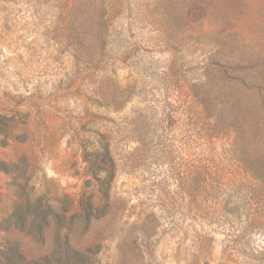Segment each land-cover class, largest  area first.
<instances>
[{
    "label": "rangeland",
    "instance_id": "rangeland-1",
    "mask_svg": "<svg viewBox=\"0 0 264 264\" xmlns=\"http://www.w3.org/2000/svg\"><path fill=\"white\" fill-rule=\"evenodd\" d=\"M64 2L0 0V169L1 164L20 165L30 178L33 197L46 193L44 201L50 200L53 207L60 206L61 195L70 202L80 199L87 178L77 138L88 137L84 132L91 123L112 136L120 157L134 147L118 142L128 123L152 116L159 120L168 111L174 123L165 133L178 147L179 139L191 131L184 127L177 107L186 85L202 72L204 59L216 51L214 43L235 34L264 54V0H103L104 10L94 13L104 14L110 44L130 41L136 43V52L123 63L109 61L106 69L88 68L82 64L85 53L83 58L74 57L80 47L74 45L77 41L63 36ZM193 4L199 10L188 12ZM169 32L176 36V50L162 42L155 45ZM174 57L185 58L187 65L183 73L173 70L164 77V67ZM187 152L208 154L209 149L196 144ZM214 152L221 153L220 143ZM156 175L161 177L160 172ZM113 187L118 204L128 201L126 216L116 228L99 226L87 238L93 242L104 238L97 264H235L231 252L240 249L230 243L235 230L242 237L238 244L247 242L255 251L264 247V230L245 226L237 218L232 227L214 218L204 225L191 220L192 213L179 200L163 195L173 188L154 185L147 175L132 179L121 174ZM14 200L10 177L0 170V220L9 215ZM61 206L69 209V202ZM146 221L155 226L150 238L141 228ZM200 231L208 241L202 248L195 244ZM23 245L28 257L45 248L29 238ZM237 264L264 262L242 258Z\"/></svg>",
    "mask_w": 264,
    "mask_h": 264
},
{
    "label": "trees",
    "instance_id": "trees-1",
    "mask_svg": "<svg viewBox=\"0 0 264 264\" xmlns=\"http://www.w3.org/2000/svg\"><path fill=\"white\" fill-rule=\"evenodd\" d=\"M63 5L67 8L63 36L80 45L74 57L83 58L85 53L83 65L103 70L109 61L123 63L133 57L136 43L121 40L115 46L110 44L104 14L94 13L104 10L103 0H65ZM198 7L193 4L188 12L195 13ZM175 37L164 33L155 45L162 42L163 47L176 50ZM213 47L216 51L204 59L202 72L194 74L193 83L186 85L184 99L177 107L184 127L191 131L179 139L178 147L175 138L165 133L174 123L168 111L159 120L152 116L128 123L118 141L134 145L125 156L119 157L112 136L93 128L94 123L88 132L82 130L88 137L78 135L77 140L87 179L78 203L61 195L57 201L60 206L53 207L50 200L44 201L46 193L34 198L27 172L18 164H1L0 170L10 177L15 200L9 215L0 220V264H97L104 238L94 242L87 238L99 226L116 228L126 216L128 201L118 204L113 193L121 174L132 179L147 175L154 185L173 188L163 195L179 200L192 213L190 219H199L200 225L214 218L232 227L237 218L245 226L264 230V54L235 34L222 36ZM185 65V58L174 57L162 75L167 77L173 70L181 74ZM217 143L221 153L214 152ZM196 144L208 147V154L188 153ZM62 198L69 202V209L61 206ZM177 225L174 222V227ZM141 228L150 238L155 226L146 221ZM103 232L105 229L98 234ZM239 234L235 230L230 241L240 248L231 252L236 257L234 263L242 258L264 262V247L255 251L247 242L238 244ZM26 238L45 247L44 252L28 257L23 250ZM207 243L200 231L195 244L202 248Z\"/></svg>",
    "mask_w": 264,
    "mask_h": 264
}]
</instances>
